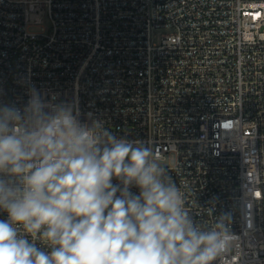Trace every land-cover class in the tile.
I'll list each match as a JSON object with an SVG mask.
<instances>
[{
	"label": "built area",
	"instance_id": "2783aa9c",
	"mask_svg": "<svg viewBox=\"0 0 264 264\" xmlns=\"http://www.w3.org/2000/svg\"><path fill=\"white\" fill-rule=\"evenodd\" d=\"M31 85L150 142L197 223L227 214L223 264H264V0H0V101Z\"/></svg>",
	"mask_w": 264,
	"mask_h": 264
},
{
	"label": "clouds",
	"instance_id": "9594fccd",
	"mask_svg": "<svg viewBox=\"0 0 264 264\" xmlns=\"http://www.w3.org/2000/svg\"><path fill=\"white\" fill-rule=\"evenodd\" d=\"M28 97L0 101V264H223L235 251L227 214L197 223L150 142L82 121L75 100L34 85Z\"/></svg>",
	"mask_w": 264,
	"mask_h": 264
},
{
	"label": "rangeland",
	"instance_id": "374dc122",
	"mask_svg": "<svg viewBox=\"0 0 264 264\" xmlns=\"http://www.w3.org/2000/svg\"><path fill=\"white\" fill-rule=\"evenodd\" d=\"M42 26H45V27H48V25H49V22H48V20L45 18L43 21H42V24H41ZM41 30V26H36V27H31L30 28V31H40ZM171 32V30H169V29H157L156 31H155V33H154V36H153V41H158V38H159V36L161 35V34H163V33H170ZM173 160H174V157L173 156H171V162H173Z\"/></svg>",
	"mask_w": 264,
	"mask_h": 264
}]
</instances>
